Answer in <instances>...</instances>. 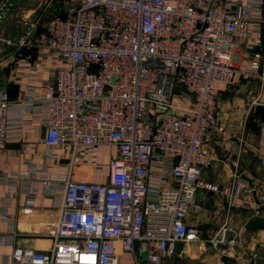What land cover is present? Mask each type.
Here are the masks:
<instances>
[{"label":"built area","instance_id":"built-area-1","mask_svg":"<svg viewBox=\"0 0 264 264\" xmlns=\"http://www.w3.org/2000/svg\"><path fill=\"white\" fill-rule=\"evenodd\" d=\"M7 5L0 0V22ZM263 10L264 0H63L44 30L25 21L17 42L44 49L54 66L43 94L29 99L37 116L47 113L46 145L66 149L70 169L93 160L102 171L100 148L117 151L103 183L63 174L51 246L16 245L11 264H118L120 248L136 264H165L199 240L190 219L203 210L200 190L225 200L213 216L227 218L247 185L237 172L228 183L207 178L215 158L204 143L213 131L230 139L216 85H235L241 61L260 80L250 108L264 104ZM10 108L0 89V153L12 135ZM226 218L214 248L236 243Z\"/></svg>","mask_w":264,"mask_h":264},{"label":"crops","instance_id":"crops-1","mask_svg":"<svg viewBox=\"0 0 264 264\" xmlns=\"http://www.w3.org/2000/svg\"><path fill=\"white\" fill-rule=\"evenodd\" d=\"M7 4L6 18L0 22V89L10 102L12 135L0 153V264H11L16 245L48 249L50 230L57 219V204L64 191L63 174L70 170L74 180L103 183L109 173L110 159L117 151L115 145L100 148L96 160L102 171L96 170L93 160L75 164L70 169L69 152L46 145L47 113L37 116L36 106L29 99L43 94L52 79L54 66L46 61L44 49L20 45L17 39L26 29V20L31 21L38 32L44 30L49 19L58 14V0H7ZM8 38L12 39L10 45L5 41ZM253 47L261 48L257 44ZM245 71L253 74L248 80L241 78V72ZM256 73L246 61H241L235 86L216 85L222 95V120L230 139L224 141L220 133L213 131L204 143L205 152L215 158L206 173L207 178L228 183L237 172L247 186L227 218L224 215L219 220L214 218L213 211L225 200L212 191L200 190L197 200L203 210L190 219L198 226L199 240L184 246L180 244L182 253L186 254L172 256L165 264H264V122L254 117V108L249 104L253 96L260 93ZM19 131L22 138L17 137ZM26 143L31 145L28 152L23 150ZM46 180H49L47 187L44 186ZM250 188L256 190L261 204L255 202L252 191L251 204L244 205ZM225 218L231 229L228 236L235 237L236 243L212 246L214 250H209L207 243H211L210 238L218 232ZM260 220L263 225L254 230L253 223ZM11 237L13 242H7ZM118 264H136L133 253L120 248Z\"/></svg>","mask_w":264,"mask_h":264},{"label":"rangeland","instance_id":"rangeland-1","mask_svg":"<svg viewBox=\"0 0 264 264\" xmlns=\"http://www.w3.org/2000/svg\"><path fill=\"white\" fill-rule=\"evenodd\" d=\"M56 2H57V0H56ZM62 2H63V0H58V9H59V6L62 5ZM44 3H45V2H44ZM44 3H43V4H44ZM43 8H44V7H43ZM41 9H42V8H41ZM234 86H235V85H234ZM232 87H233V86H232ZM232 87H228V88H232ZM243 95H244V94H243ZM243 95H242V96H243ZM218 96H219V98H220V100H221V102H222L223 99H222V97H221L222 95L220 96V92H218ZM260 223H261V221H256V222H254L253 225H252L253 229H254V230L258 229L257 227H260V226H259ZM207 244H208L207 247H208L209 250H214L213 247H212V244H211V243H207ZM209 244H210V245H209ZM183 248H184V247H183ZM182 250H183V249H182V245H181L180 247H178V251H179V253H178L177 255H179V254H182V255H183L184 252L182 253ZM219 250H220V249H219ZM262 252H263V255H264V250H263ZM145 258H146V254H145V253H142V254H141V261H144Z\"/></svg>","mask_w":264,"mask_h":264},{"label":"water","instance_id":"water-1","mask_svg":"<svg viewBox=\"0 0 264 264\" xmlns=\"http://www.w3.org/2000/svg\"><path fill=\"white\" fill-rule=\"evenodd\" d=\"M253 115L256 119H259L264 122V104H257L254 107ZM253 196H254L255 202L257 204H261V202L258 199L256 190H253ZM184 254L186 253L184 252L183 255Z\"/></svg>","mask_w":264,"mask_h":264},{"label":"trees","instance_id":"trees-1","mask_svg":"<svg viewBox=\"0 0 264 264\" xmlns=\"http://www.w3.org/2000/svg\"><path fill=\"white\" fill-rule=\"evenodd\" d=\"M261 221V220H260ZM261 225H263V222L261 221V223H260V225L259 226H261ZM258 228V227H257Z\"/></svg>","mask_w":264,"mask_h":264},{"label":"bare ground","instance_id":"bare-ground-1","mask_svg":"<svg viewBox=\"0 0 264 264\" xmlns=\"http://www.w3.org/2000/svg\"><path fill=\"white\" fill-rule=\"evenodd\" d=\"M185 252V251H184Z\"/></svg>","mask_w":264,"mask_h":264}]
</instances>
